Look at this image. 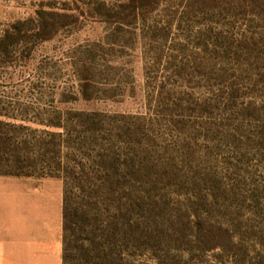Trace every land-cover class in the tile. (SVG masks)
Masks as SVG:
<instances>
[{
    "label": "rangeland",
    "instance_id": "obj_1",
    "mask_svg": "<svg viewBox=\"0 0 264 264\" xmlns=\"http://www.w3.org/2000/svg\"><path fill=\"white\" fill-rule=\"evenodd\" d=\"M4 38L1 121L63 133L111 215L139 194L155 229L196 242L179 264H264V0H0ZM4 177L63 205L59 174ZM201 224L229 230L222 248Z\"/></svg>",
    "mask_w": 264,
    "mask_h": 264
},
{
    "label": "trees",
    "instance_id": "obj_2",
    "mask_svg": "<svg viewBox=\"0 0 264 264\" xmlns=\"http://www.w3.org/2000/svg\"><path fill=\"white\" fill-rule=\"evenodd\" d=\"M13 46L6 38L0 40V54L7 56ZM45 126L53 128V124ZM22 130L24 127L0 120V176H62V264H179L186 252L185 246L196 243L183 234L155 229L139 194L135 199L132 194L116 189L119 194L111 215L104 196L107 178L99 173L95 178L86 173L83 165L69 169L64 162L68 155L64 153L63 133L43 130L42 138L37 139ZM53 135L60 140L54 151ZM95 179L99 183L93 182ZM125 179L117 180L123 189ZM196 230L205 234L202 244L215 242L210 250L222 248L218 238L229 234L227 228L211 224H201Z\"/></svg>",
    "mask_w": 264,
    "mask_h": 264
},
{
    "label": "crops",
    "instance_id": "obj_3",
    "mask_svg": "<svg viewBox=\"0 0 264 264\" xmlns=\"http://www.w3.org/2000/svg\"><path fill=\"white\" fill-rule=\"evenodd\" d=\"M9 182L0 176V264H62L63 205L44 186L11 196Z\"/></svg>",
    "mask_w": 264,
    "mask_h": 264
}]
</instances>
